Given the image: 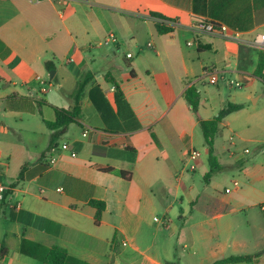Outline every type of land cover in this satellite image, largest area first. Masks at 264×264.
<instances>
[{
  "label": "crops",
  "instance_id": "obj_1",
  "mask_svg": "<svg viewBox=\"0 0 264 264\" xmlns=\"http://www.w3.org/2000/svg\"><path fill=\"white\" fill-rule=\"evenodd\" d=\"M110 32L118 42L103 45ZM263 34L264 0H0V101L16 108L43 101L51 109L44 121H54L56 108L73 109L78 81L90 77L76 122L55 139L49 129L37 160L4 183L0 264H58L46 259L53 247L75 259L69 264H175V237L190 250L176 264L253 255L246 251L248 234L254 229L264 238V198L253 196L264 195V107L253 109L249 100L255 105L264 96L258 87L264 51L255 46ZM207 71L219 75L217 84L209 83ZM229 80L242 82V91ZM190 86L200 94L203 119L242 104L222 127L245 144L240 151L232 143L218 161L221 169L238 168L246 187L239 182L235 191L243 192L236 197L208 204L203 218L193 209L201 193L183 167L186 159L192 171L210 168L206 143L208 157L200 150L197 160L188 156L202 130L186 98ZM236 112L242 127L228 119ZM0 131L8 134L3 126ZM50 139L49 156L56 147L59 157L53 166L43 157ZM65 142L70 149H61ZM93 199L106 204L98 223ZM173 202L180 206L179 223L171 216ZM235 232L245 236L232 239ZM261 257L229 264H261Z\"/></svg>",
  "mask_w": 264,
  "mask_h": 264
},
{
  "label": "rangeland",
  "instance_id": "obj_2",
  "mask_svg": "<svg viewBox=\"0 0 264 264\" xmlns=\"http://www.w3.org/2000/svg\"><path fill=\"white\" fill-rule=\"evenodd\" d=\"M259 82L258 87H263L264 90V81ZM232 88H236L235 90L238 92L242 91L239 89L242 87L232 86ZM205 95L206 87L202 90V96ZM258 95L259 94H257L256 97ZM249 105H251V108L253 109L261 110L264 107V96L260 102H255V105L253 99L249 100ZM50 115L51 109L44 107L43 101H33L32 104H26L24 108H16V106L11 103L0 101V126H3L8 130V134L1 133L0 131V178L3 183L8 185L12 181L18 180V174L22 169L23 164L36 161L40 153L45 150L49 141L50 130L45 124L44 119L50 117ZM228 119L232 121L234 125L242 127L241 112H236ZM232 143H236L240 151L241 147L245 144L237 135L231 133L227 127H222L220 135L215 139V155L217 158H219L223 152L235 148ZM196 147L197 150H200L208 157V151L206 150L202 130H200V135L196 139ZM49 154L50 153L46 151L44 157L49 159ZM183 164L185 170L187 169V176L190 175L193 177L196 191L201 193L198 202L193 206L194 212L197 213L195 215L196 217H202V213L206 211L208 204L214 205V203L218 202L221 198L228 199L230 197H236L239 193L243 192V190L239 192L235 191V180H238L241 183V188L243 187V189H245L246 187L244 184V178L242 174H240L241 172L238 168L228 170L221 169L220 166L214 169V171L210 173V176H207L211 170V166L207 172H204L201 168H198L195 171L190 170L189 163H187L186 159ZM211 181L212 183H210ZM226 187L231 188L232 191L227 193L225 191ZM207 193L213 194V196L208 197ZM253 196L258 200L264 198V195L262 194H254ZM173 200L172 197H169L170 203ZM172 206L173 209L171 216L175 218L176 223H179L178 215L180 206H178V203L176 202H173ZM183 207L188 211V206ZM157 215L163 218V215L160 212L157 213ZM150 223L152 226L159 224L153 220H151ZM205 225L208 226V228L212 227L209 223ZM238 236L244 237L245 235H242L240 232L231 234L232 239L237 238ZM247 238L251 239V242L246 251H249L251 254H259V257L262 256L261 264H264V238L261 237L260 232L254 229L250 231ZM172 243V248L175 253L172 260L175 264L179 262V256L184 255L185 257H188L190 255L189 248L183 247V242L179 241L177 237L174 238Z\"/></svg>",
  "mask_w": 264,
  "mask_h": 264
},
{
  "label": "trees",
  "instance_id": "obj_3",
  "mask_svg": "<svg viewBox=\"0 0 264 264\" xmlns=\"http://www.w3.org/2000/svg\"><path fill=\"white\" fill-rule=\"evenodd\" d=\"M159 31L163 32L166 31L167 28H164L162 26H159ZM261 68H259L258 72ZM90 79L88 76H84L78 81L76 91L74 93L75 98V106L71 110L62 109V108H56V119L54 121L51 120H45V123L47 127L50 130H54L52 133V138L55 139L57 135L60 133H63L66 131L68 126L74 122H76V117L78 116L80 112V99L82 96V92L84 90V87L87 83V81ZM186 98L188 102L191 104L193 111L197 115L200 123V127L203 132L205 143L209 149V162L211 166L210 172L207 174V176H210V173L214 171V169L220 167V163L218 161L217 156L215 155V139L220 134L222 129V122L224 118L239 109L242 108V104H235V103H229L226 107L222 108L218 115L214 116L211 119H203L199 115V105H200V94L196 87L190 86L186 90ZM53 147V145H52ZM48 153H51V139L50 143L47 149ZM45 155H43L44 157ZM45 158V157H44ZM105 170L110 172H116L125 179L131 178V172L127 171H115L113 168H106ZM91 204L96 207L97 212L95 216L96 223H98L103 215V212L106 209V204L104 201L101 200H91ZM259 254H253V255H239V254H232L229 256H226L224 258H221L212 264H229V263H239V262H251L258 258ZM47 260L53 261L58 264H69L71 261L75 260L73 257L69 256L65 250L59 247H53L48 250L47 252Z\"/></svg>",
  "mask_w": 264,
  "mask_h": 264
},
{
  "label": "built area",
  "instance_id": "obj_4",
  "mask_svg": "<svg viewBox=\"0 0 264 264\" xmlns=\"http://www.w3.org/2000/svg\"><path fill=\"white\" fill-rule=\"evenodd\" d=\"M60 1H65V0H60ZM200 27L206 31H209V32L220 33V30L213 24L202 23L200 25ZM226 29H227L226 26H222L221 32H224ZM118 40L119 39L116 36V34L113 32H110L104 37V39L102 40V44L103 45H111V44L117 43ZM192 43H193L192 41L189 42V44H192ZM255 46L258 49H260L261 51H264V34L255 40ZM127 56L132 57L133 54L128 53ZM206 74L209 76L208 81L210 84H217V82L219 81V75L217 73L212 72V71H207ZM229 83L233 86H236V87L242 86V82H240V81L229 80ZM43 91H46V88H43ZM88 133H89V129H85L83 132V135L86 136ZM60 147H61V149H65V150L70 149V144L68 142H65ZM56 149H57L56 147L53 148L54 153L52 155H50V157L48 159V166L55 165L59 160V157L55 154ZM260 151L264 152V147H262ZM244 153H246V154L251 153V148L246 147L244 149ZM72 155L76 156V152L72 151ZM188 156L191 160L195 161L200 156V151L197 149H193L188 153ZM191 168L195 169L196 167H195V165H192ZM239 184L240 183L238 180L234 181V186L237 187V186H239ZM7 190H8V187L3 183V181L0 178V200L4 199ZM60 190H61V188H60ZM230 190H231L230 188H227L226 192H230ZM260 208L264 212V202L261 203ZM126 244H127V242H124V245H126Z\"/></svg>",
  "mask_w": 264,
  "mask_h": 264
},
{
  "label": "water",
  "instance_id": "obj_5",
  "mask_svg": "<svg viewBox=\"0 0 264 264\" xmlns=\"http://www.w3.org/2000/svg\"><path fill=\"white\" fill-rule=\"evenodd\" d=\"M52 76V75H51Z\"/></svg>",
  "mask_w": 264,
  "mask_h": 264
}]
</instances>
